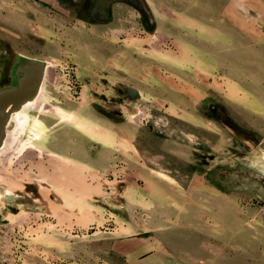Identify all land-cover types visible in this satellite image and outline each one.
I'll list each match as a JSON object with an SVG mask.
<instances>
[{
	"label": "rangeland",
	"instance_id": "rangeland-1",
	"mask_svg": "<svg viewBox=\"0 0 264 264\" xmlns=\"http://www.w3.org/2000/svg\"><path fill=\"white\" fill-rule=\"evenodd\" d=\"M145 1L0 0V264H264V0Z\"/></svg>",
	"mask_w": 264,
	"mask_h": 264
},
{
	"label": "water",
	"instance_id": "water-1",
	"mask_svg": "<svg viewBox=\"0 0 264 264\" xmlns=\"http://www.w3.org/2000/svg\"><path fill=\"white\" fill-rule=\"evenodd\" d=\"M153 24V16L145 0H128ZM45 62L25 56H18L13 66V77L9 86L0 89V145L5 136V127L10 114L19 110L21 106L33 99L42 83ZM129 100L140 97L139 91L131 86L120 90Z\"/></svg>",
	"mask_w": 264,
	"mask_h": 264
},
{
	"label": "bare ground",
	"instance_id": "bare-ground-1",
	"mask_svg": "<svg viewBox=\"0 0 264 264\" xmlns=\"http://www.w3.org/2000/svg\"><path fill=\"white\" fill-rule=\"evenodd\" d=\"M47 64H45V70H46V68H47V66H46ZM40 93H41V85H40V87H39V89H38V91H37V94H36V96L33 98V99H30V100H28L27 102H25L22 106H21V108L23 107V110L24 109H28V108H32L34 105H36V102H37V100L35 101V99H36V97L37 96H39L40 95ZM20 108V109H21ZM19 109V110H20ZM19 110H16L15 112H17V111H19ZM14 112H12L11 114H10V117H9V120H10V118H11V115L13 114ZM20 115V113L19 114H16V115H13V117H12V119H14L16 116L18 117ZM8 134V135H7ZM7 134H6V132H5V136H4V139H3V141H2V143H1V145H0V148L3 146V143L5 144V147L3 148V149H1L0 150V154L1 153H3L5 150H7L8 148H9V146L11 145L10 144V142H12V141H8L9 139L11 140L12 138H14V136H12V135H9V132H7ZM6 135H7V140L5 139L6 138ZM9 136H11L10 138H9ZM6 140V141H5Z\"/></svg>",
	"mask_w": 264,
	"mask_h": 264
}]
</instances>
